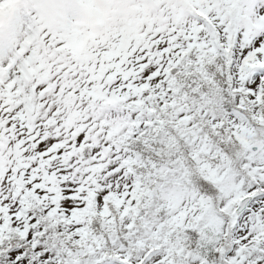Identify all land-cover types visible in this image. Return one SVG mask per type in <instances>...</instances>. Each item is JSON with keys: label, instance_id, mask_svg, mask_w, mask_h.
<instances>
[{"label": "snow or ice", "instance_id": "obj_1", "mask_svg": "<svg viewBox=\"0 0 264 264\" xmlns=\"http://www.w3.org/2000/svg\"><path fill=\"white\" fill-rule=\"evenodd\" d=\"M0 264H264V0H0Z\"/></svg>", "mask_w": 264, "mask_h": 264}]
</instances>
